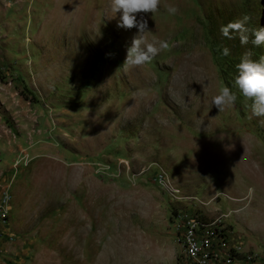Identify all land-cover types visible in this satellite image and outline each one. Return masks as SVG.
<instances>
[{
  "label": "rangeland",
  "instance_id": "rangeland-1",
  "mask_svg": "<svg viewBox=\"0 0 264 264\" xmlns=\"http://www.w3.org/2000/svg\"><path fill=\"white\" fill-rule=\"evenodd\" d=\"M141 15L169 48L129 67L111 0H0V264H184L175 216L264 264V116L235 83L264 57V0ZM245 16L248 44L221 34Z\"/></svg>",
  "mask_w": 264,
  "mask_h": 264
},
{
  "label": "clouds",
  "instance_id": "clouds-1",
  "mask_svg": "<svg viewBox=\"0 0 264 264\" xmlns=\"http://www.w3.org/2000/svg\"><path fill=\"white\" fill-rule=\"evenodd\" d=\"M161 0H111V12L113 17L120 13V22L118 27L124 29L136 28L138 35L133 39L131 47L128 48L124 64L129 67H141L150 63L153 58L161 51L169 48L165 41L145 42L142 34L147 32V23L141 14H153L159 10ZM167 11L175 14L178 9L174 6H168ZM140 17L139 19L137 17ZM250 18L245 16L242 20L230 22L221 27V34L231 40L234 39L231 33L239 36L241 45L249 42V29L246 24ZM254 39L252 44L256 47L264 44V29H255L252 32ZM158 45V46H157ZM230 49L224 47L222 55L228 56ZM238 76L235 81L243 96L252 101V114L254 116H264V57L259 62L249 58L246 53L237 65ZM237 97L232 90L223 86L217 95L212 98V106L219 111L234 106Z\"/></svg>",
  "mask_w": 264,
  "mask_h": 264
},
{
  "label": "built area",
  "instance_id": "built-area-1",
  "mask_svg": "<svg viewBox=\"0 0 264 264\" xmlns=\"http://www.w3.org/2000/svg\"><path fill=\"white\" fill-rule=\"evenodd\" d=\"M154 179L157 180V185L162 189L159 175H155ZM224 218L225 215L219 219ZM175 219L179 221V237L187 246V254H182L184 264H218L219 262L230 264L232 262L233 254L236 251L226 245L229 228H225L223 236H204L201 234V228H198L191 220L180 216H175ZM191 251H199L200 263H192Z\"/></svg>",
  "mask_w": 264,
  "mask_h": 264
},
{
  "label": "bare ground",
  "instance_id": "bare-ground-1",
  "mask_svg": "<svg viewBox=\"0 0 264 264\" xmlns=\"http://www.w3.org/2000/svg\"><path fill=\"white\" fill-rule=\"evenodd\" d=\"M159 181H160V175H159ZM7 202H9V199L5 202V207H7ZM179 222V221H177ZM192 222V221H191ZM194 223V222H193ZM196 224V223H195ZM197 225V224H196ZM204 235V234H203ZM206 236V235H204ZM217 236V235H216ZM194 259H198L199 260V255H198V251H191V261L192 263H200V262H195Z\"/></svg>",
  "mask_w": 264,
  "mask_h": 264
}]
</instances>
